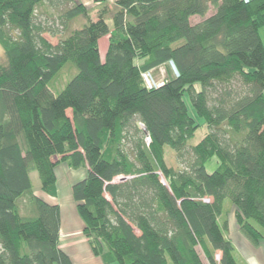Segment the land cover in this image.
<instances>
[{
	"label": "trees",
	"instance_id": "obj_1",
	"mask_svg": "<svg viewBox=\"0 0 264 264\" xmlns=\"http://www.w3.org/2000/svg\"><path fill=\"white\" fill-rule=\"evenodd\" d=\"M95 2L0 0V264H73L60 206L31 178L55 196L60 162L88 169L72 195L105 264H238L227 199L264 240V0ZM171 62L150 89L143 74ZM68 63L77 73L54 92Z\"/></svg>",
	"mask_w": 264,
	"mask_h": 264
},
{
	"label": "crops",
	"instance_id": "obj_2",
	"mask_svg": "<svg viewBox=\"0 0 264 264\" xmlns=\"http://www.w3.org/2000/svg\"><path fill=\"white\" fill-rule=\"evenodd\" d=\"M63 169L65 173L60 179L56 172L57 194L44 197L46 202L60 206V247L70 256L73 264H105L101 256L95 255L84 234L85 222L78 212L77 203L72 195V186L87 176L88 169L86 167L73 169L69 165ZM236 232L238 241L234 242L231 237L229 238L236 248L238 264H264V240L259 245H254L238 229Z\"/></svg>",
	"mask_w": 264,
	"mask_h": 264
},
{
	"label": "rangeland",
	"instance_id": "obj_3",
	"mask_svg": "<svg viewBox=\"0 0 264 264\" xmlns=\"http://www.w3.org/2000/svg\"><path fill=\"white\" fill-rule=\"evenodd\" d=\"M76 1L84 4L89 9H92L96 4L95 0H76ZM91 1H93V3H91ZM109 1L114 2L115 0H109ZM93 18L94 19L97 18L95 12L93 13ZM200 20H202V19L200 17L196 16V17H193L191 21H192V23H196ZM108 22L112 26V21L109 20ZM260 34H261L262 40L264 42V26L260 29ZM46 37L53 43H56L58 41L57 37H51L49 35H46ZM109 39H110V34H107V35L103 36L99 41L100 55H101V60L103 62H105V60H106L107 49H108V45H109ZM182 42L183 41L179 42L178 44H180ZM0 59L5 60V52H4V48H3L1 43H0ZM167 68H170L172 70V72L175 74V69L171 63H169L168 67L161 66L158 69L150 71V73L152 74L153 79L156 83L159 84L161 82L166 81L167 71H168ZM76 73H77V68L72 63L66 64L63 67V69L53 78V80L50 83V87L53 89L54 92H59L67 84V82H69L74 77V75ZM188 105H189L190 113L194 117L199 119L197 117L195 111L193 110L191 102L189 100H188ZM207 131H208V129L206 127H202L201 129H199L195 138L190 142V145L196 144L205 135V133ZM166 159H167V163L170 166H173L175 168L181 167V165L182 166L185 165L184 163H181V162L179 163L177 161L175 152H173L170 148H167ZM67 165L68 164L66 162H60L57 165L56 172H57L59 179L65 173V170L63 169V167H67ZM217 167H218L217 157H213L206 164V169L209 173L214 172ZM31 178H32L33 189H34L35 194H37L39 197L43 198V200H46V198H44V197H49L50 195L45 193L44 191H42L41 181H40L38 173L36 171H33L31 173ZM221 221H227L228 222V224H229L228 236L231 237L234 242H236V240H237L236 239L237 238V236H236L237 232L236 231L238 229V231L241 232V230H240L238 223H237V220H236V207L231 202V200H229V199H227L225 201L224 213L221 217Z\"/></svg>",
	"mask_w": 264,
	"mask_h": 264
},
{
	"label": "built area",
	"instance_id": "obj_4",
	"mask_svg": "<svg viewBox=\"0 0 264 264\" xmlns=\"http://www.w3.org/2000/svg\"><path fill=\"white\" fill-rule=\"evenodd\" d=\"M246 2H248V1H250V0H245ZM171 64H172V66L174 67V69H175V72L177 73V70H176V67H175V65L171 62ZM143 77H144V79H145V81H146V83H147V86L151 89V88H153V87H157V86H161L162 84H163V82H161V83H156L155 81H154V79H153V76H152V74L150 73V72H148V73H144L143 74ZM216 258L217 259H220V253L218 252V253H216Z\"/></svg>",
	"mask_w": 264,
	"mask_h": 264
},
{
	"label": "water",
	"instance_id": "obj_5",
	"mask_svg": "<svg viewBox=\"0 0 264 264\" xmlns=\"http://www.w3.org/2000/svg\"><path fill=\"white\" fill-rule=\"evenodd\" d=\"M145 134H149L148 130L144 127Z\"/></svg>",
	"mask_w": 264,
	"mask_h": 264
}]
</instances>
